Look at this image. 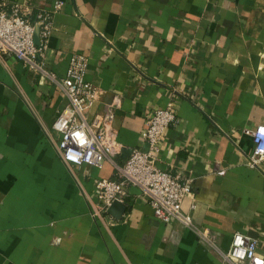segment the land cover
<instances>
[{
    "label": "crops",
    "instance_id": "0c3cea01",
    "mask_svg": "<svg viewBox=\"0 0 264 264\" xmlns=\"http://www.w3.org/2000/svg\"><path fill=\"white\" fill-rule=\"evenodd\" d=\"M0 2L30 4L32 18L53 12L44 67L62 77L73 53L88 55L96 110L121 97L112 128L125 146L102 167L65 162L52 126L65 93L0 57V264H221L237 231L258 239L264 261V159L250 164L248 132L264 124V0ZM172 101L157 164L191 179L183 208L194 227L161 221L135 186L121 219L95 215L97 180L149 149L147 117Z\"/></svg>",
    "mask_w": 264,
    "mask_h": 264
},
{
    "label": "built area",
    "instance_id": "2783aa9c",
    "mask_svg": "<svg viewBox=\"0 0 264 264\" xmlns=\"http://www.w3.org/2000/svg\"><path fill=\"white\" fill-rule=\"evenodd\" d=\"M62 1H57L60 9ZM33 7L26 3L0 2V57L13 55L24 61L26 67L40 80L49 76L61 87L68 103L59 111L53 128L61 133L58 151L70 164H89L102 167L106 159L124 153L125 146L116 138L113 122L121 107V97L115 93L102 110H96L99 102L98 86L86 79L89 56L75 52L71 55L68 71L58 77L44 67L49 41L54 28L52 11L39 10L32 18ZM40 28V43H36V28ZM176 120L174 102L157 108L147 117L143 139L149 144L147 151L133 148L119 166L117 177L97 180L99 189L94 214L108 212L115 201H125L131 186L138 187L153 206L156 216L163 222L177 220L185 226L194 227L193 217L183 208L186 197H195L190 178H183L157 164L160 142L164 131ZM254 141L250 164L258 165L264 159V124L248 130ZM195 207V203L193 204ZM208 238V229L200 231ZM258 239L243 232H235L228 249L220 251L221 264H264L258 260Z\"/></svg>",
    "mask_w": 264,
    "mask_h": 264
},
{
    "label": "water",
    "instance_id": "95a60500",
    "mask_svg": "<svg viewBox=\"0 0 264 264\" xmlns=\"http://www.w3.org/2000/svg\"><path fill=\"white\" fill-rule=\"evenodd\" d=\"M40 28H36V36L35 40L36 43H40ZM128 208V205L125 201H120V200H115L109 207H108V212L112 214L114 217L121 219L124 214L126 213Z\"/></svg>",
    "mask_w": 264,
    "mask_h": 264
}]
</instances>
